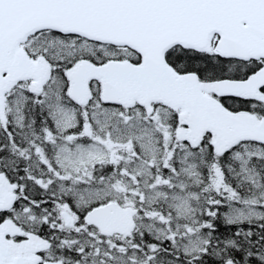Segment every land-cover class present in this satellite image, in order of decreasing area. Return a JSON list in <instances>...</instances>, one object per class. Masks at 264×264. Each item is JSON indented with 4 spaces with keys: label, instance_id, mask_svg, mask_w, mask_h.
<instances>
[{
    "label": "snow or ice",
    "instance_id": "6c2138e0",
    "mask_svg": "<svg viewBox=\"0 0 264 264\" xmlns=\"http://www.w3.org/2000/svg\"><path fill=\"white\" fill-rule=\"evenodd\" d=\"M0 264H264V0H0Z\"/></svg>",
    "mask_w": 264,
    "mask_h": 264
}]
</instances>
